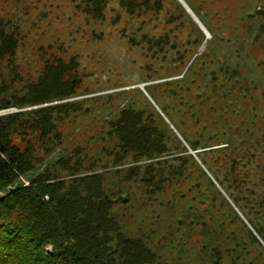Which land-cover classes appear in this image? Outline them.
Returning a JSON list of instances; mask_svg holds the SVG:
<instances>
[{"label": "trees", "instance_id": "1", "mask_svg": "<svg viewBox=\"0 0 264 264\" xmlns=\"http://www.w3.org/2000/svg\"><path fill=\"white\" fill-rule=\"evenodd\" d=\"M149 1L128 4L165 10L173 29L184 26L202 42L197 25L174 16L172 0ZM258 1L257 16L247 17H259L252 43L264 48V0ZM86 13L104 18L101 9ZM234 23L236 31L241 21ZM18 42L17 33L0 25V110L15 109L0 115V264H239L252 258L255 236L237 227L232 208L213 196L219 191L212 181L203 188V169L154 107H115L113 94L79 100L74 56L48 58L36 78L24 81L14 63ZM255 60L264 74V58ZM235 66L240 75L246 71ZM173 94L180 106L163 109L185 136L174 120H183L187 109L183 95ZM111 105L116 110L102 116ZM200 112L192 109L193 117ZM189 143L195 150L214 145Z\"/></svg>", "mask_w": 264, "mask_h": 264}, {"label": "rangeland", "instance_id": "2", "mask_svg": "<svg viewBox=\"0 0 264 264\" xmlns=\"http://www.w3.org/2000/svg\"><path fill=\"white\" fill-rule=\"evenodd\" d=\"M238 1L172 0L174 16L197 25L202 42L184 26L173 29L176 22H168L165 10L138 8L128 4L132 0H0V25L18 34L14 63L24 81L36 78L48 58L74 56L82 79L79 100L113 94L114 106L154 107L203 169V188L212 181L220 192L213 196L232 208L237 227L255 236L252 258L239 264H264V74L255 60L264 58V48L252 43L259 17H247L257 16L261 2ZM94 9L104 18L86 13ZM237 20L243 27L235 31ZM223 55L228 60L217 58ZM228 63L246 71L241 76ZM173 93L183 95L181 107L187 109L183 120L176 115L174 120L185 136L163 109L180 106ZM113 105L102 116L115 111ZM199 107L193 117L192 109ZM12 111L0 110V115ZM85 124L83 119L80 126ZM197 140L214 145L195 150L189 141Z\"/></svg>", "mask_w": 264, "mask_h": 264}, {"label": "crops", "instance_id": "3", "mask_svg": "<svg viewBox=\"0 0 264 264\" xmlns=\"http://www.w3.org/2000/svg\"><path fill=\"white\" fill-rule=\"evenodd\" d=\"M197 19V18H196ZM199 21V20H198ZM203 28V27H202Z\"/></svg>", "mask_w": 264, "mask_h": 264}]
</instances>
